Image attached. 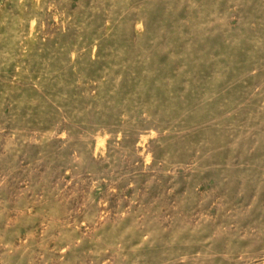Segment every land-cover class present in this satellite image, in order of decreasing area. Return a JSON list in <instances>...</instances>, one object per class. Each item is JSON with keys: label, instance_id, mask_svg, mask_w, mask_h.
I'll return each mask as SVG.
<instances>
[{"label": "rangeland", "instance_id": "obj_1", "mask_svg": "<svg viewBox=\"0 0 264 264\" xmlns=\"http://www.w3.org/2000/svg\"><path fill=\"white\" fill-rule=\"evenodd\" d=\"M0 264H264V0H0Z\"/></svg>", "mask_w": 264, "mask_h": 264}]
</instances>
